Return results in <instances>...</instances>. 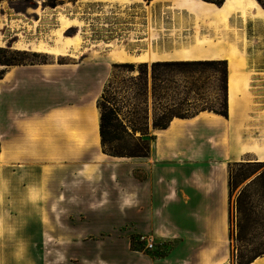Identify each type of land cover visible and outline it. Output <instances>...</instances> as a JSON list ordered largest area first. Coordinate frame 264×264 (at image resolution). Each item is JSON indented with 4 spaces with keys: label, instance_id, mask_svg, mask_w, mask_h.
<instances>
[{
    "label": "crops",
    "instance_id": "obj_1",
    "mask_svg": "<svg viewBox=\"0 0 264 264\" xmlns=\"http://www.w3.org/2000/svg\"><path fill=\"white\" fill-rule=\"evenodd\" d=\"M88 1L86 6L102 9L107 31L117 28L114 35L120 37L128 60L131 52L143 49L155 61L227 59L228 117L208 110L189 118L175 117L168 127L153 132L146 156L97 154L101 146L97 106L78 99L56 105L54 99L62 86L60 70L54 63L13 65L7 66L0 78L4 80V112L0 118L6 147L10 146L11 155H17V148H21V153L28 156L51 155L58 145L64 149L69 161L66 171L75 177L55 185L57 216L91 220L90 232L94 234L120 235V264H140L141 260L148 264L226 263L230 259L229 166L242 160L264 161V143L253 141L247 130L252 125L244 119L246 111L236 103L238 52L223 56L190 46L203 38H220L223 26L232 30L234 45L237 36L239 41H248L254 22L264 23V7L258 0H224L221 5L201 0L208 6L201 9L184 4L189 0ZM230 59L234 64V101L230 95ZM79 66L84 67V76L78 82L74 69L75 91L81 83L91 81L87 64L81 62ZM63 83V90L69 94V80ZM61 110L78 119L66 117L67 125L57 140L45 130L56 128L55 115ZM71 124L81 127L78 135ZM77 137L86 146L78 148ZM80 155L87 160H101L97 157L102 155L118 161L93 160L82 166L70 163ZM140 234L153 236L154 252L143 256L132 249V238ZM138 245L141 243L136 241L134 246ZM249 264H264V255Z\"/></svg>",
    "mask_w": 264,
    "mask_h": 264
},
{
    "label": "rangeland",
    "instance_id": "obj_2",
    "mask_svg": "<svg viewBox=\"0 0 264 264\" xmlns=\"http://www.w3.org/2000/svg\"><path fill=\"white\" fill-rule=\"evenodd\" d=\"M52 1H56V6L49 4ZM262 1L264 2V0ZM87 2L89 1L0 0L1 46H7L11 50L39 53V56L24 55L27 61L35 58L55 64V67L60 70V85L62 86L54 99L56 105L77 99L83 103L88 102L96 105L108 83L111 82V85L115 86V91L119 92L120 80L123 77L131 76V73L124 68L114 67V63L145 62L138 58L140 53L145 52V49L131 52L132 57L129 60L115 61L111 57V53L116 50L124 53L122 46H120V37L114 35L118 30L112 28L111 32L107 31L108 27L104 25L102 9L86 6ZM65 20L69 21L72 26L62 31L61 35L76 36L73 39L76 43L72 40V45L67 50L68 53L52 54L35 50L33 45L35 43L42 41L46 44H53ZM112 22L118 24L116 19H113ZM223 32L224 35L220 38L217 35L214 39L203 38L193 47L190 46V49L200 46L209 51L208 53L223 56L238 52L235 67L236 103L242 107H240L241 110L246 111L244 119L250 122L248 126L252 125V127H247V130L254 137L253 141L264 143V23L254 22L248 35V41L245 39L239 41V36H237L238 46L234 45V40H231L230 32L232 30L223 26ZM198 55L203 54L199 53ZM81 62L87 64L88 70L90 68L88 72L91 73V81L87 85L77 83L80 86L75 91L72 89L74 69L77 68L75 73H77L78 82L81 80L80 76H84V72L81 71L84 67L79 66ZM3 68L4 66L0 65V70ZM133 74H138V71L136 70ZM166 76L171 79V82H168L169 88H167L163 102L174 104L180 101L185 77L175 70L169 71ZM66 78L69 80V94L63 90V82ZM212 80H210L212 83H209L210 90L208 93L210 94L215 89V82ZM3 91L4 80L0 79V115L2 116L4 112ZM127 96L134 101L132 91L128 92ZM142 98L145 99V95ZM141 106L144 109L148 107V113L140 110L139 114L134 115V117L145 121L146 117L149 116V133L144 139L150 147L151 136L157 130L153 129L151 125L154 114L151 92H149L148 104L139 107ZM56 114L57 118L54 121L56 128L45 130V133L46 135H53L59 140L62 137L61 129L67 125L66 117L70 118L75 115L66 113L65 110ZM241 122L244 125L245 120ZM70 126L78 135V131L80 132L78 128L81 127H74L73 124ZM82 131H84V127ZM136 135L139 136V133ZM85 139L88 140V138ZM75 140H77L76 146L78 148L80 145L86 146L83 139L77 137ZM122 143L128 147L135 146L133 141ZM98 148L97 154H100L101 146L100 149ZM63 150L58 145L51 155L38 153L37 156H28L21 153V148H17L18 154L11 155L10 146L7 148L5 144L4 122L0 118V226L12 227L21 221L24 222L23 231L19 234L29 239L31 264H120V235L94 234L90 232L92 229L91 220L57 216L56 211L59 204L56 203L55 185H58L59 182H71V178L75 177L72 172L66 171V165L69 164V161H67ZM26 151H28L27 147L24 149V152ZM79 157L70 163L82 166V164L90 163L93 160H95L94 163H100L101 160L118 161V159L102 155L97 157L101 160H87L84 155ZM234 171L236 179V175L240 171L236 168ZM249 181L250 178L243 181L238 179V184L232 193L230 251L232 250L234 257H237L232 260L230 256V259L224 264H236L241 259L239 255L248 253L255 248H264V197L258 183L246 187ZM256 182H260V180ZM244 187L246 188L244 189ZM239 194L240 202L237 201ZM238 224L242 226L241 229ZM138 236L132 238V249L136 248V251L143 256L154 252V249H146L143 244L135 247L134 243L138 241ZM139 263L148 264L144 260Z\"/></svg>",
    "mask_w": 264,
    "mask_h": 264
},
{
    "label": "trees",
    "instance_id": "obj_3",
    "mask_svg": "<svg viewBox=\"0 0 264 264\" xmlns=\"http://www.w3.org/2000/svg\"><path fill=\"white\" fill-rule=\"evenodd\" d=\"M221 5L224 0H205ZM264 7V2L258 0ZM56 6V1L49 3ZM10 53V54H9ZM15 55H14V54ZM39 56L38 52L21 50H11L9 47L0 46V65L4 66L0 70V78H3L7 66L34 64L46 62L35 58L26 60L24 55ZM119 66L131 73V76L123 77L120 80V91H115V86L108 83L97 100L96 106L99 109V134L102 151L108 155L117 157H138L146 156L150 151L145 136L149 133V116L141 121L134 117L140 110L147 111L140 105L148 104L149 92L154 103V114L151 125L153 129H164L168 127L175 117L189 118L197 115L201 111H213L228 117V60L227 59H199V60H156L152 62H122L114 63V67ZM138 74H133L135 71ZM178 71L185 77L180 101L170 104L163 102L169 88L167 77L169 71ZM150 75V76H149ZM215 82L213 93H208L210 80ZM209 88V89H208ZM132 91L134 101L127 96ZM145 95V99L142 97ZM133 104V105H132ZM139 133V136L136 134ZM154 138L152 134L151 139ZM133 141L135 146L128 147L122 142ZM235 168L240 171L236 175ZM250 178L246 184L249 187L259 184L264 197V161L242 160L230 163L229 166V239L230 248L232 241V193L237 180ZM260 180V182H256ZM244 187V189L246 188ZM241 194V193H240ZM240 194L237 201L240 202ZM241 229V225L238 224ZM241 236V234H240ZM238 237V236H237ZM264 255V248H255L248 253L239 255L240 261L236 264H249L256 258ZM232 260L234 257L230 251ZM236 259V258H235ZM237 262V260H236Z\"/></svg>",
    "mask_w": 264,
    "mask_h": 264
},
{
    "label": "clouds",
    "instance_id": "obj_4",
    "mask_svg": "<svg viewBox=\"0 0 264 264\" xmlns=\"http://www.w3.org/2000/svg\"><path fill=\"white\" fill-rule=\"evenodd\" d=\"M23 228V221L0 226V264H31L29 239L19 234Z\"/></svg>",
    "mask_w": 264,
    "mask_h": 264
},
{
    "label": "bare ground",
    "instance_id": "obj_5",
    "mask_svg": "<svg viewBox=\"0 0 264 264\" xmlns=\"http://www.w3.org/2000/svg\"><path fill=\"white\" fill-rule=\"evenodd\" d=\"M184 4H187L188 6H197L200 9L203 6H206L201 0L195 1V0H189V1H185ZM208 7V6H206ZM72 26L71 23H69V21H66L63 23L62 28L59 30L57 37L55 38V41L53 44H46L44 42H39V43H35L33 44L35 46V50L40 51V52H47V53H52V54H67V50L68 48L72 45V40L76 37H69V36H63L61 35L62 31L67 30L68 28H70ZM19 42V40H18ZM18 42H16L17 44H19ZM74 42V40H73ZM76 43V42H74ZM21 44V41H20ZM2 45V41L0 39V46ZM33 46V47H34ZM74 46V45H73ZM72 48V47H71ZM77 48V47H76ZM75 49V48H73ZM208 56H215L213 54H210ZM111 57L113 59H115V61H123V60H127V58H129L125 52H120V51H114L113 53H111ZM208 58V57H206ZM140 60H150V54L149 52L145 51L144 53L142 52L139 56ZM205 59V58H204ZM231 61V72L232 75H230V95H231V100L234 101L235 99V94H234V76H233V72H234V64H233V59H230Z\"/></svg>",
    "mask_w": 264,
    "mask_h": 264
},
{
    "label": "built area",
    "instance_id": "obj_6",
    "mask_svg": "<svg viewBox=\"0 0 264 264\" xmlns=\"http://www.w3.org/2000/svg\"><path fill=\"white\" fill-rule=\"evenodd\" d=\"M137 239L146 249H153L155 247V240L150 234H140Z\"/></svg>",
    "mask_w": 264,
    "mask_h": 264
}]
</instances>
